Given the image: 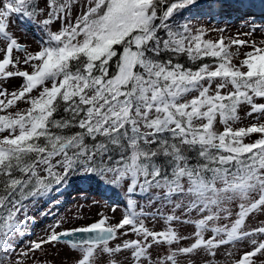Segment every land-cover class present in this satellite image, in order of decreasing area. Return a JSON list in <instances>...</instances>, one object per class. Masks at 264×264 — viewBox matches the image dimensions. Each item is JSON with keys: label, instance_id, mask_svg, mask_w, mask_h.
Returning a JSON list of instances; mask_svg holds the SVG:
<instances>
[{"label": "snow or ice", "instance_id": "6c2138e0", "mask_svg": "<svg viewBox=\"0 0 264 264\" xmlns=\"http://www.w3.org/2000/svg\"><path fill=\"white\" fill-rule=\"evenodd\" d=\"M61 253L264 264V0H0V264Z\"/></svg>", "mask_w": 264, "mask_h": 264}, {"label": "rangeland", "instance_id": "374dc122", "mask_svg": "<svg viewBox=\"0 0 264 264\" xmlns=\"http://www.w3.org/2000/svg\"><path fill=\"white\" fill-rule=\"evenodd\" d=\"M18 35H21L22 37H26L29 41H32L34 39L32 31H25L22 26L18 27ZM38 35V34H37ZM83 194H77L75 192L72 193V200L79 199L80 196ZM75 205L71 202H69L66 205V208L64 211H68L69 209L74 208ZM41 229L37 228L36 232H40ZM52 260L55 261V264H70L71 256L68 253H61L59 255H53ZM50 264H52V261L50 260Z\"/></svg>", "mask_w": 264, "mask_h": 264}]
</instances>
